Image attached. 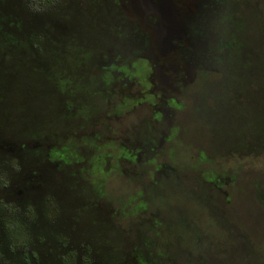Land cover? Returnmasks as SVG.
Returning <instances> with one entry per match:
<instances>
[{"label": "rangeland", "instance_id": "374dc122", "mask_svg": "<svg viewBox=\"0 0 264 264\" xmlns=\"http://www.w3.org/2000/svg\"><path fill=\"white\" fill-rule=\"evenodd\" d=\"M233 1L246 53L199 90L255 130L201 155L199 128L153 154L145 91L101 68L117 0H0V264H264V0Z\"/></svg>", "mask_w": 264, "mask_h": 264}, {"label": "flooded vegetation", "instance_id": "af4514ba", "mask_svg": "<svg viewBox=\"0 0 264 264\" xmlns=\"http://www.w3.org/2000/svg\"><path fill=\"white\" fill-rule=\"evenodd\" d=\"M115 5L131 28L126 35L129 44L125 46L124 41L108 52L118 68L106 64L101 68L113 69L115 76L123 75L121 80L127 86L138 85L145 91L143 104L150 114L141 120L147 123L140 132L150 139L147 146L153 154L159 150L174 154L180 144L189 146L184 137L193 128L205 134L203 139L199 137L205 144L198 149L201 155L214 153L233 143V138L255 130L256 117L246 120L242 113L248 110L240 108L241 103L232 106L217 99L215 110L204 109L199 90L209 85L213 90L211 75L229 73V79L237 70L238 59L246 53L242 43L257 23L251 13L244 19L236 18L233 0H117ZM118 59H124L122 65ZM230 85L236 98L242 96L237 90L240 83ZM261 132L256 139L264 138Z\"/></svg>", "mask_w": 264, "mask_h": 264}]
</instances>
